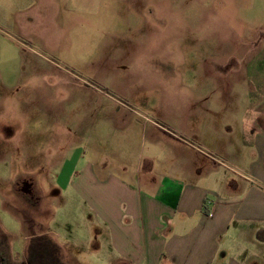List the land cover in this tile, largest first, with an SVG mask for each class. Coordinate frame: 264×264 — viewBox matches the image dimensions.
<instances>
[{
  "label": "rangeland",
  "instance_id": "obj_1",
  "mask_svg": "<svg viewBox=\"0 0 264 264\" xmlns=\"http://www.w3.org/2000/svg\"><path fill=\"white\" fill-rule=\"evenodd\" d=\"M248 92L264 99V0H104L97 15L0 17V250L27 264L41 235L63 263L89 264L73 241L89 214L65 190L94 147L116 149L98 127L261 124L264 101L250 118ZM56 259L45 252L42 264Z\"/></svg>",
  "mask_w": 264,
  "mask_h": 264
},
{
  "label": "crops",
  "instance_id": "obj_2",
  "mask_svg": "<svg viewBox=\"0 0 264 264\" xmlns=\"http://www.w3.org/2000/svg\"><path fill=\"white\" fill-rule=\"evenodd\" d=\"M103 1L0 0V17L60 8L97 15ZM250 70L249 81L259 85L261 74ZM247 95L250 118L258 120L264 99ZM248 118L193 124L187 134L163 124L99 126L116 149L104 158L94 147L65 190L76 193L82 220L89 214L86 235L73 240L89 251L87 262L264 264V188L257 181L264 179V122Z\"/></svg>",
  "mask_w": 264,
  "mask_h": 264
},
{
  "label": "trees",
  "instance_id": "obj_3",
  "mask_svg": "<svg viewBox=\"0 0 264 264\" xmlns=\"http://www.w3.org/2000/svg\"><path fill=\"white\" fill-rule=\"evenodd\" d=\"M27 251V260L29 264H42L45 252L57 258L61 264L62 261L59 245L52 239L43 236L31 235Z\"/></svg>",
  "mask_w": 264,
  "mask_h": 264
},
{
  "label": "flooded vegetation",
  "instance_id": "obj_4",
  "mask_svg": "<svg viewBox=\"0 0 264 264\" xmlns=\"http://www.w3.org/2000/svg\"><path fill=\"white\" fill-rule=\"evenodd\" d=\"M2 234L4 235V233H2ZM7 246H8V242H7ZM8 251H9V248H8ZM5 254H7V253L4 252V250H0V264H17L15 261H13L9 257H7ZM27 264H29L28 261H27Z\"/></svg>",
  "mask_w": 264,
  "mask_h": 264
},
{
  "label": "built area",
  "instance_id": "obj_5",
  "mask_svg": "<svg viewBox=\"0 0 264 264\" xmlns=\"http://www.w3.org/2000/svg\"><path fill=\"white\" fill-rule=\"evenodd\" d=\"M206 203H207V204H211L212 202H211L210 200H207Z\"/></svg>",
  "mask_w": 264,
  "mask_h": 264
}]
</instances>
